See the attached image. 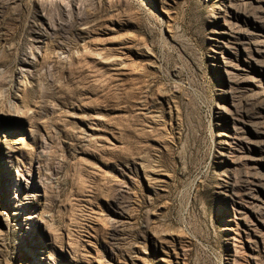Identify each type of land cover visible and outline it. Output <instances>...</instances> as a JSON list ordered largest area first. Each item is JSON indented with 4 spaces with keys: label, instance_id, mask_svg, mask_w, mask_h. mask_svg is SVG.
Returning <instances> with one entry per match:
<instances>
[{
    "label": "rangeland",
    "instance_id": "374dc122",
    "mask_svg": "<svg viewBox=\"0 0 264 264\" xmlns=\"http://www.w3.org/2000/svg\"><path fill=\"white\" fill-rule=\"evenodd\" d=\"M0 264H264V0H0Z\"/></svg>",
    "mask_w": 264,
    "mask_h": 264
}]
</instances>
